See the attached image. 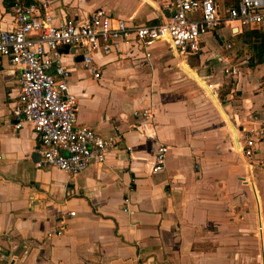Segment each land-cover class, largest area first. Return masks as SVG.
Segmentation results:
<instances>
[{
  "label": "crops",
  "instance_id": "crops-1",
  "mask_svg": "<svg viewBox=\"0 0 264 264\" xmlns=\"http://www.w3.org/2000/svg\"><path fill=\"white\" fill-rule=\"evenodd\" d=\"M41 1L60 20L103 9L141 27L170 16L167 0ZM214 1L222 9L239 2ZM13 24L11 2L0 0V28ZM262 40L264 25L227 22L188 59L167 43L157 42L150 58L143 46L122 43L120 54L95 56L100 81L78 51L63 48L78 124L115 144L106 164L75 177L37 168L32 127H14L18 70L0 58V264L12 257L18 264H258L260 248L264 264V139L250 164L235 144L234 152L228 131L238 133L230 119L244 130L239 137L264 124ZM200 73L222 88L224 109L212 98L220 114L185 90L192 79L206 87ZM146 107L154 113L149 122L133 113ZM161 145L169 150L158 174Z\"/></svg>",
  "mask_w": 264,
  "mask_h": 264
},
{
  "label": "built area",
  "instance_id": "built-area-1",
  "mask_svg": "<svg viewBox=\"0 0 264 264\" xmlns=\"http://www.w3.org/2000/svg\"><path fill=\"white\" fill-rule=\"evenodd\" d=\"M9 1L14 24L9 30L0 28V58H7L18 70L20 90L12 108L14 127L18 131L26 125L32 127L42 158L37 168L49 167L70 177L82 174L92 165L106 164L115 144L89 126L78 124V101L70 91L63 48L78 51L83 69L100 81L95 56L120 54L122 43L143 46L146 58H150L149 51L157 42L167 43L177 58L188 59L200 53L203 37L227 22H239L246 28L264 25V0H239L237 7L225 9L214 0H167L169 18L161 25L141 27L130 26L103 9L95 10L82 21L60 20L47 2ZM212 87L208 91L216 97V88ZM133 113L144 122L154 119L151 107ZM237 132L235 146L251 164L256 145L264 139V124L242 137L239 134L244 130ZM168 150L165 145L159 146L153 173L159 174L165 167ZM128 202L124 203V212H129ZM56 235L61 236L62 232ZM12 264H18L13 257Z\"/></svg>",
  "mask_w": 264,
  "mask_h": 264
},
{
  "label": "rangeland",
  "instance_id": "rangeland-1",
  "mask_svg": "<svg viewBox=\"0 0 264 264\" xmlns=\"http://www.w3.org/2000/svg\"><path fill=\"white\" fill-rule=\"evenodd\" d=\"M198 77L200 79H202L204 81V85L207 87H210V86H213L217 83V81H213V82H208L205 81V77H204V74H197ZM202 75V76H200ZM205 78V79H203ZM206 87H204L203 85L199 84L198 82L194 81V79H192V83L191 85H188L185 87V90L187 93H189L191 96H194V99L195 101L193 102L194 104H196L197 106H211L212 109H213V112H218L216 107L214 106V102L212 101V96H211V92H209ZM215 87H212V89H214ZM222 88H216L215 91L218 92V94H215L216 97H217V102L218 104L222 107L223 104L220 102L219 98L221 97L223 91L221 90ZM213 91V90H212ZM188 94V95H189ZM224 107V106H223ZM224 109V108H223ZM215 110V111H214ZM215 112V113H216ZM219 113V112H218ZM220 114V113H219ZM230 121L234 124V122L230 119ZM235 125V124H234ZM228 129V128H227ZM228 131L230 132L229 134H231L232 136V146L235 144V136H234V132L231 128V126L229 127ZM234 147V152L237 153V154H240L237 149ZM257 234H258V237L260 236L259 233H258V227H257ZM260 242V240H259ZM259 254H260V258H257V262L258 264H263V262L261 261V255H262V252H261V248L259 249Z\"/></svg>",
  "mask_w": 264,
  "mask_h": 264
},
{
  "label": "water",
  "instance_id": "water-1",
  "mask_svg": "<svg viewBox=\"0 0 264 264\" xmlns=\"http://www.w3.org/2000/svg\"><path fill=\"white\" fill-rule=\"evenodd\" d=\"M68 49V48H67ZM81 60H83V58L81 57L80 58ZM230 73H232V71L230 72ZM208 88V86L206 87V89ZM209 89V88H208ZM210 92V91H209ZM212 98H216L214 95H212ZM216 100V99H215ZM222 108H224L223 106H222ZM234 125V124H233ZM234 128L237 130V127H236V125H234ZM239 131L240 132H242L243 131V129L241 128V129H239ZM37 156H39L40 157V154H37ZM249 179L251 180V178L249 177Z\"/></svg>",
  "mask_w": 264,
  "mask_h": 264
},
{
  "label": "trees",
  "instance_id": "trees-1",
  "mask_svg": "<svg viewBox=\"0 0 264 264\" xmlns=\"http://www.w3.org/2000/svg\"><path fill=\"white\" fill-rule=\"evenodd\" d=\"M27 3H28V2H27ZM253 34H254V33H251V35H253ZM260 46H261V47H262V46L264 47V41H263V40H262V43L260 44ZM262 60H263V59L259 56V57H258V63H261Z\"/></svg>",
  "mask_w": 264,
  "mask_h": 264
},
{
  "label": "bare ground",
  "instance_id": "bare-ground-1",
  "mask_svg": "<svg viewBox=\"0 0 264 264\" xmlns=\"http://www.w3.org/2000/svg\"><path fill=\"white\" fill-rule=\"evenodd\" d=\"M262 256H263V254H262Z\"/></svg>",
  "mask_w": 264,
  "mask_h": 264
}]
</instances>
